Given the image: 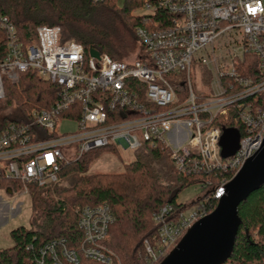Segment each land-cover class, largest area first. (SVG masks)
<instances>
[{
	"label": "built area",
	"instance_id": "built-area-1",
	"mask_svg": "<svg viewBox=\"0 0 264 264\" xmlns=\"http://www.w3.org/2000/svg\"><path fill=\"white\" fill-rule=\"evenodd\" d=\"M141 9L154 17L136 28L138 52L123 61L100 52L86 57L80 43L61 42L58 26H39L37 43L26 44L0 15L7 45L0 100L6 83H18L30 69L58 90L50 108L33 109L26 121L0 122V179L18 181L16 192L29 193L30 184L58 182L64 166L94 150L121 148L135 159L146 142L169 147L180 172L221 173L200 203L166 204L153 214L156 234L143 241L140 264H160L210 214L207 202L224 196L264 141V0H145ZM63 120L76 122L77 129L59 133ZM226 128L239 131L240 147L223 158ZM211 185L208 180L200 186ZM113 222L106 202L82 207L78 249L63 238L50 241L39 249L36 264H47V258L78 264L80 255L110 263L114 253L106 240Z\"/></svg>",
	"mask_w": 264,
	"mask_h": 264
},
{
	"label": "trees",
	"instance_id": "trees-1",
	"mask_svg": "<svg viewBox=\"0 0 264 264\" xmlns=\"http://www.w3.org/2000/svg\"><path fill=\"white\" fill-rule=\"evenodd\" d=\"M145 0H0V15L16 27L26 44L37 43V28L58 26L61 42L80 43L86 57L91 49L106 53L114 60H126L139 48L136 28L154 17L138 13ZM5 33L0 28V60L7 52ZM6 98L1 107L16 104V118H0L2 124L26 121L37 108H50L57 100V87L30 69L22 73L16 84L6 83ZM65 113L64 116H68ZM78 115L76 114V116ZM228 125L240 126L239 123ZM110 150V149H108ZM92 153V152H91ZM88 155V154H87ZM86 156V155H85ZM84 156V157H85ZM83 157V159H84ZM83 159L64 166L60 180L67 186L51 183L29 185L32 218L29 228L11 231L12 247L0 249V264H36L39 249L46 243L65 239L69 248L78 249L83 238L79 229V210L87 205L108 203L114 215L106 244L114 253L108 264H140L143 241L155 237L153 214L166 204L185 205L178 201L180 192L197 187L208 180L212 185L190 203L198 204L220 182L221 173L180 172L171 159V149L163 144L145 143L137 150L134 161L123 172L86 175ZM231 178L232 174H224ZM22 184L0 179V189L19 191ZM219 201L211 198L206 207L211 213ZM241 224L236 245L223 264H264V184L252 192L239 206ZM47 264H54L50 258ZM78 264H103L80 255Z\"/></svg>",
	"mask_w": 264,
	"mask_h": 264
},
{
	"label": "water",
	"instance_id": "water-1",
	"mask_svg": "<svg viewBox=\"0 0 264 264\" xmlns=\"http://www.w3.org/2000/svg\"><path fill=\"white\" fill-rule=\"evenodd\" d=\"M99 57V52L90 50ZM220 145L223 158L236 154L240 147V133L226 128ZM264 184V141L236 176L227 184L224 196L216 208L199 220L180 243L160 264H223L233 253L241 219L240 204ZM12 194L11 190H8Z\"/></svg>",
	"mask_w": 264,
	"mask_h": 264
},
{
	"label": "rangeland",
	"instance_id": "rangeland-1",
	"mask_svg": "<svg viewBox=\"0 0 264 264\" xmlns=\"http://www.w3.org/2000/svg\"><path fill=\"white\" fill-rule=\"evenodd\" d=\"M144 12L143 9L138 10V13ZM137 52L138 48L133 51L126 60L134 59ZM18 108L16 104L8 108L1 107L0 118L5 116L12 118L18 117L20 115L17 111ZM76 129V122L63 120L58 126L57 131L59 133H68ZM170 142L172 146H177V144H174V140H170ZM133 161L132 153H125L121 148L94 150L83 159V164L88 168L84 174L93 175L96 173L123 172L125 167ZM56 183L61 186L68 185V182L62 178ZM203 193L204 190L201 186L187 187L180 192L178 201L187 204ZM32 213V200L29 193L15 192L14 194H9L5 189H0V249H6L14 245V241L11 237V231L13 229L21 226L26 228L30 227Z\"/></svg>",
	"mask_w": 264,
	"mask_h": 264
}]
</instances>
